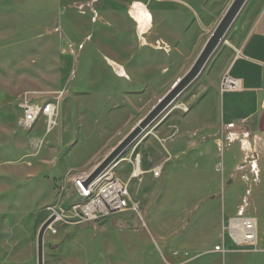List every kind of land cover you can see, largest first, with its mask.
<instances>
[{
    "label": "rangeland",
    "instance_id": "1",
    "mask_svg": "<svg viewBox=\"0 0 264 264\" xmlns=\"http://www.w3.org/2000/svg\"><path fill=\"white\" fill-rule=\"evenodd\" d=\"M102 3L0 0V264H37L39 229L57 210L66 222L54 224L55 235L49 228L46 231L43 264H110L112 257L119 258L133 248L122 244L130 238L148 239L145 250L154 264L159 256L171 261L169 255L174 251L175 259L181 261L185 252L192 256L200 249L214 250L216 245L226 252L248 250L242 252L246 255H238L239 260L256 257L250 249L236 246L224 227L237 216L240 207L246 216L257 219L259 228L264 227V112L225 132L224 147L216 150L213 160L205 164L207 181L174 180L162 189L164 194L153 188L146 199L152 207L137 203L130 191L138 213L126 211L97 222L72 223V207L77 202L73 180L80 173L73 168L105 155L126 135V118L107 126L108 118L80 111V103L85 104L82 100L91 92L88 84L74 91L79 83L102 77V72L95 73V66L114 60L108 45L120 38L111 35ZM95 11L101 15L94 16ZM234 21L199 75L183 92L193 86L221 52ZM23 102L59 105L57 125L47 130L46 118L41 117L30 130L21 128ZM140 137L116 159L107 175L129 177L132 168L125 161ZM221 163L225 168L229 163L230 168L234 167L224 186L225 214L215 229L217 205L208 213L209 221L202 224L199 218L205 213V194L221 189L220 173L214 170V165ZM184 186L192 189L193 196L185 202L184 198L175 202L179 198L172 195L173 191ZM169 205L178 207L169 212ZM220 205L219 200V209ZM122 219L127 223L123 224ZM182 219L187 222L180 225ZM222 235L226 236L227 245L223 244ZM160 237L166 239L168 249ZM196 241L201 245L195 246ZM216 258L209 253L192 264H216Z\"/></svg>",
    "mask_w": 264,
    "mask_h": 264
},
{
    "label": "crops",
    "instance_id": "2",
    "mask_svg": "<svg viewBox=\"0 0 264 264\" xmlns=\"http://www.w3.org/2000/svg\"><path fill=\"white\" fill-rule=\"evenodd\" d=\"M102 1L101 9L108 16L106 21L112 29L111 35L120 38L108 45L110 49L107 50L114 53V60L108 59L107 63L95 66V73L102 72L104 75L79 83L74 91L88 84L91 92L83 98L85 104L80 103V111H87L92 117L108 118L110 122H107V126L126 118L127 127L123 131L127 135L191 68L233 0ZM134 2L146 8L150 20L143 16L139 22V18L131 17L129 12ZM100 15L95 11L94 16ZM234 20L221 52L195 84L182 92L142 132L135 149L127 157L125 163L131 169L134 156L139 155L144 174L136 180L118 178L128 183L135 201L140 205L152 207L146 200L148 193L153 188L163 193L162 189L171 181H207L209 173L205 164L209 159L213 160L216 150L224 147L225 132L255 120L264 112V0H246ZM115 53H120V56H115ZM225 73L240 81V91L220 92V80ZM59 115L58 105L53 118L54 126L57 125ZM110 151L100 159H90L74 167V170L80 172L75 177L88 174ZM229 164L227 168L222 163L214 165V170L220 173L221 189L219 192L210 191L205 194L206 209L199 218L202 224L209 221L211 215L208 213L217 205L216 219H213L215 229L225 214L224 186L234 167L230 168ZM158 165H162L163 170L161 177L155 180L151 177L150 169ZM110 169L111 166L106 171ZM184 188L173 191L172 195L179 198L175 202L179 203L182 198L185 202L193 196L191 188ZM166 207L167 211L172 212L178 205ZM60 210L63 212L62 208ZM55 212L60 214L58 210ZM255 220L257 234L254 249L250 251L256 257L249 256L248 264H264V227L259 228V222ZM186 222L187 219H182L180 225ZM122 223L127 221L122 219ZM225 237L222 235L221 240L227 245ZM125 240L122 244L133 248L119 258L112 257L110 264H154L145 250V245L149 244L148 239ZM162 241L168 249L166 239ZM201 243L196 241L195 246ZM231 251L214 252L207 248L198 250L192 256L185 252L186 257L181 261L175 259L177 251H174L169 255L171 261L165 257L162 260L159 256L155 264L160 261L163 264H192L209 253L217 255L216 264H241L248 261L238 258L239 254L246 255L245 251L248 250Z\"/></svg>",
    "mask_w": 264,
    "mask_h": 264
},
{
    "label": "built area",
    "instance_id": "3",
    "mask_svg": "<svg viewBox=\"0 0 264 264\" xmlns=\"http://www.w3.org/2000/svg\"><path fill=\"white\" fill-rule=\"evenodd\" d=\"M237 54H239V51H237ZM241 88L240 81L229 74L225 73L221 77L220 92H237ZM20 108L22 116L19 120V125L24 130H30L41 117H45L47 120V130L54 127L55 122L53 118L57 110L56 105L47 102L39 106L35 103L23 102ZM140 161V156L135 155L129 175L130 180L139 179L144 174ZM162 170V165H158L152 167L150 172L153 178L159 179ZM107 174L108 172L104 176H99L87 186H84V182L88 174L74 178L73 187L77 194V202L72 207V217L70 218L74 219L72 223L81 225L97 222L126 211L139 212L138 205L132 199L128 183ZM53 213L56 215V220L49 227V231L52 235H55L57 231L54 228V224L59 221L66 222V220L56 212ZM256 229L255 218L246 216L243 207L238 209L237 216L230 218L224 227L225 232H228L231 241L236 246L250 250L254 249L257 234ZM214 250L224 251L219 245H216Z\"/></svg>",
    "mask_w": 264,
    "mask_h": 264
},
{
    "label": "water",
    "instance_id": "4",
    "mask_svg": "<svg viewBox=\"0 0 264 264\" xmlns=\"http://www.w3.org/2000/svg\"><path fill=\"white\" fill-rule=\"evenodd\" d=\"M246 0H233L224 16L208 38L202 51L194 61L191 68L182 76L173 87L157 102V104L142 118L138 124L96 165L89 173L84 186L97 179L116 159L134 142L142 132L186 89V87L199 75L204 65L223 40L227 30L236 18ZM56 220L51 214L39 229L36 240V261L43 264V242L48 228Z\"/></svg>",
    "mask_w": 264,
    "mask_h": 264
},
{
    "label": "bare ground",
    "instance_id": "5",
    "mask_svg": "<svg viewBox=\"0 0 264 264\" xmlns=\"http://www.w3.org/2000/svg\"><path fill=\"white\" fill-rule=\"evenodd\" d=\"M129 10V9H128ZM129 14L131 15V17L132 18H134V19H140V17H145L146 18V20H150V15H149V13L147 12V10H146V8H144V6L143 5H141L139 2H134L133 4H132V6H131V8H130V12H129ZM135 22H136V20H135ZM139 22H141V19H140V21ZM137 24H139V23H137ZM115 68V67H114ZM117 70H118V68H117ZM116 70V71H117ZM118 72H120V70L118 71ZM117 73V72H116ZM120 74H122V72H120ZM107 173V171L105 170L100 176H104V174H106ZM58 214V213H57ZM59 216H62V215H60V214H58Z\"/></svg>",
    "mask_w": 264,
    "mask_h": 264
}]
</instances>
